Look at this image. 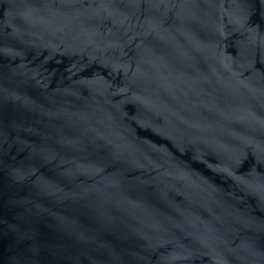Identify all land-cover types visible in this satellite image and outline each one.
Wrapping results in <instances>:
<instances>
[{"label": "water", "instance_id": "95a60500", "mask_svg": "<svg viewBox=\"0 0 264 264\" xmlns=\"http://www.w3.org/2000/svg\"><path fill=\"white\" fill-rule=\"evenodd\" d=\"M0 264H264V0H0Z\"/></svg>", "mask_w": 264, "mask_h": 264}]
</instances>
